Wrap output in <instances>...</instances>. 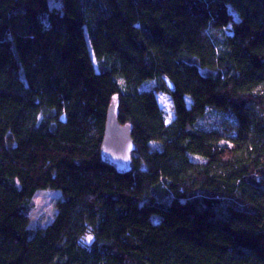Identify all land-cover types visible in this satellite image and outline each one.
<instances>
[{
    "label": "trees",
    "instance_id": "1",
    "mask_svg": "<svg viewBox=\"0 0 264 264\" xmlns=\"http://www.w3.org/2000/svg\"><path fill=\"white\" fill-rule=\"evenodd\" d=\"M49 1L0 0V264H264V0Z\"/></svg>",
    "mask_w": 264,
    "mask_h": 264
},
{
    "label": "water",
    "instance_id": "2",
    "mask_svg": "<svg viewBox=\"0 0 264 264\" xmlns=\"http://www.w3.org/2000/svg\"><path fill=\"white\" fill-rule=\"evenodd\" d=\"M170 90L172 85L166 81ZM137 146L132 139L130 126L121 124L116 116L115 105L111 104L107 111L100 156L104 164L117 174L126 175L133 171V156Z\"/></svg>",
    "mask_w": 264,
    "mask_h": 264
},
{
    "label": "rangeland",
    "instance_id": "3",
    "mask_svg": "<svg viewBox=\"0 0 264 264\" xmlns=\"http://www.w3.org/2000/svg\"><path fill=\"white\" fill-rule=\"evenodd\" d=\"M50 7L60 8V5L55 0L49 1ZM231 12V11H230ZM232 13V12H231ZM235 20H238V16L232 13ZM148 86V88H150ZM157 100L165 115L170 120L171 114V100L168 96L159 94ZM58 191L51 190H39L33 197L31 208L29 212V227L34 229L38 226L46 225L50 223L55 215V203L59 197Z\"/></svg>",
    "mask_w": 264,
    "mask_h": 264
}]
</instances>
